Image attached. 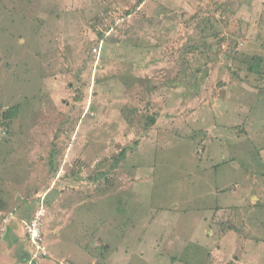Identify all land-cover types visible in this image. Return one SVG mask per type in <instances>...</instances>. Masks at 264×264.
<instances>
[{
  "label": "rangeland",
  "instance_id": "374dc122",
  "mask_svg": "<svg viewBox=\"0 0 264 264\" xmlns=\"http://www.w3.org/2000/svg\"><path fill=\"white\" fill-rule=\"evenodd\" d=\"M22 210L49 256L7 236ZM22 242L29 264H264V0H0V264Z\"/></svg>",
  "mask_w": 264,
  "mask_h": 264
},
{
  "label": "trees",
  "instance_id": "16d2710c",
  "mask_svg": "<svg viewBox=\"0 0 264 264\" xmlns=\"http://www.w3.org/2000/svg\"><path fill=\"white\" fill-rule=\"evenodd\" d=\"M8 13H10V12H7V14ZM100 36H102V35H100ZM262 58H255L254 59V63H256V65L253 67V69H255V70H259V68L260 67H262V64H261V62H262ZM259 64V65H258ZM13 110L12 109H9V110H7V111H4V122L6 121V119H8V121H11L13 118H14V116H13ZM152 122L154 123L155 122V120H152ZM39 199V198H38ZM40 200V199H39ZM35 202H37V201H35ZM39 203V204H38ZM37 203V205L35 206V204L36 203H34L33 204V202L31 203V205H29V206H26V205H24V206H22V208L23 209H25L26 207V211L27 212H32V215H35V214H37V209H39L40 207H42V205L40 204V201ZM45 204H46V202H44ZM33 204V205H32ZM35 206V207H34ZM23 212V210L22 211H20V213H19V215L16 217V218H14V219H12L10 222H9V228H8V232L6 231V229H5V232H7L6 234H7V236H8V233L9 232H11L12 230H14L15 228H21V227H24V228H21L22 229V231H23V235L25 234V227H27L29 224H31L32 223V221L34 220H32L31 219V216L30 217H28L24 212ZM45 217L46 216H42L41 217V221H42V227L44 228V221H45ZM222 229H223V231H225L226 230V226L225 225H223L222 226ZM232 230V229H231ZM42 237H43V244H44V231L42 232ZM20 247H22V248H24V244H23V242L22 243H20ZM35 249V251H36V248H34ZM27 253H28V256H25V254H24V252H22V254H21V256H20V258H22L23 259V262H24V264H29L28 263V261H29V258H31V256H30V251H26ZM45 257H47V256H45Z\"/></svg>",
  "mask_w": 264,
  "mask_h": 264
},
{
  "label": "built area",
  "instance_id": "2783aa9c",
  "mask_svg": "<svg viewBox=\"0 0 264 264\" xmlns=\"http://www.w3.org/2000/svg\"><path fill=\"white\" fill-rule=\"evenodd\" d=\"M41 217H35L31 224H29L27 229V234L30 238V241L34 248H36L37 252L35 253V257L38 258L40 254L47 256L45 248L43 247V237H42V228L40 229L39 226L35 222L37 221L39 224H42ZM15 218V217H14ZM10 218V220L14 219Z\"/></svg>",
  "mask_w": 264,
  "mask_h": 264
},
{
  "label": "crops",
  "instance_id": "0c3cea01",
  "mask_svg": "<svg viewBox=\"0 0 264 264\" xmlns=\"http://www.w3.org/2000/svg\"><path fill=\"white\" fill-rule=\"evenodd\" d=\"M20 248V247H19ZM21 252H24V250H23V248L21 247ZM25 254V256H28V253L26 252V253H24ZM49 256V255H48ZM21 260L23 261V259L21 258Z\"/></svg>",
  "mask_w": 264,
  "mask_h": 264
},
{
  "label": "clouds",
  "instance_id": "9594fccd",
  "mask_svg": "<svg viewBox=\"0 0 264 264\" xmlns=\"http://www.w3.org/2000/svg\"><path fill=\"white\" fill-rule=\"evenodd\" d=\"M48 255V254H47Z\"/></svg>",
  "mask_w": 264,
  "mask_h": 264
}]
</instances>
